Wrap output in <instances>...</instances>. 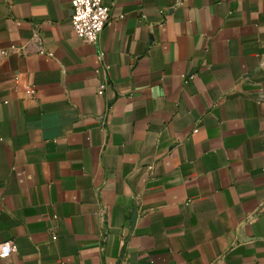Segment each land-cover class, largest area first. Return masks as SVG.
<instances>
[{"label": "crops", "instance_id": "obj_1", "mask_svg": "<svg viewBox=\"0 0 264 264\" xmlns=\"http://www.w3.org/2000/svg\"><path fill=\"white\" fill-rule=\"evenodd\" d=\"M70 1L0 0V264H264V0Z\"/></svg>", "mask_w": 264, "mask_h": 264}, {"label": "built area", "instance_id": "obj_2", "mask_svg": "<svg viewBox=\"0 0 264 264\" xmlns=\"http://www.w3.org/2000/svg\"><path fill=\"white\" fill-rule=\"evenodd\" d=\"M71 17L70 25L75 36L87 44L95 45L98 41L102 30L110 22L109 7L104 0H71ZM16 48L10 46L7 50H1L0 56H6L9 51H14ZM43 54L42 52H40ZM103 54L98 53L97 59L102 60ZM100 69L97 68L95 73L98 75ZM108 74H102L101 81L98 85L97 92L101 96L106 91L108 86ZM34 90H26V95H33ZM55 239V237L53 238ZM7 249V255H0V259H6L17 252V246L13 241H6L0 244V253Z\"/></svg>", "mask_w": 264, "mask_h": 264}, {"label": "clouds", "instance_id": "obj_3", "mask_svg": "<svg viewBox=\"0 0 264 264\" xmlns=\"http://www.w3.org/2000/svg\"><path fill=\"white\" fill-rule=\"evenodd\" d=\"M0 255H7V249H5Z\"/></svg>", "mask_w": 264, "mask_h": 264}]
</instances>
